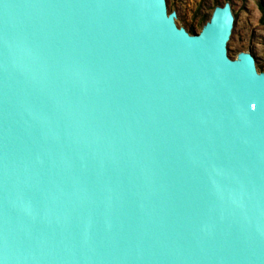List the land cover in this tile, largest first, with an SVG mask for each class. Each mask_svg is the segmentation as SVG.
<instances>
[{"label":"water","instance_id":"1","mask_svg":"<svg viewBox=\"0 0 264 264\" xmlns=\"http://www.w3.org/2000/svg\"><path fill=\"white\" fill-rule=\"evenodd\" d=\"M167 0H0V264H264V71Z\"/></svg>","mask_w":264,"mask_h":264},{"label":"rangeland","instance_id":"2","mask_svg":"<svg viewBox=\"0 0 264 264\" xmlns=\"http://www.w3.org/2000/svg\"><path fill=\"white\" fill-rule=\"evenodd\" d=\"M226 2L234 15L228 56L235 59L240 52H250L258 71H264V0H167V5L179 26L199 33L214 8Z\"/></svg>","mask_w":264,"mask_h":264},{"label":"trees","instance_id":"3","mask_svg":"<svg viewBox=\"0 0 264 264\" xmlns=\"http://www.w3.org/2000/svg\"><path fill=\"white\" fill-rule=\"evenodd\" d=\"M190 32H192L191 30H189Z\"/></svg>","mask_w":264,"mask_h":264}]
</instances>
